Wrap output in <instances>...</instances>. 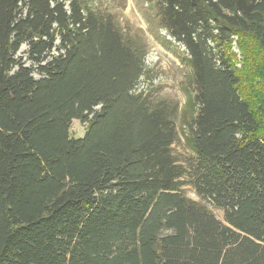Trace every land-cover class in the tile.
Returning a JSON list of instances; mask_svg holds the SVG:
<instances>
[{"label": "trees", "instance_id": "1", "mask_svg": "<svg viewBox=\"0 0 264 264\" xmlns=\"http://www.w3.org/2000/svg\"><path fill=\"white\" fill-rule=\"evenodd\" d=\"M150 1L191 70L181 136L110 12L0 0V264H264V0Z\"/></svg>", "mask_w": 264, "mask_h": 264}, {"label": "rangeland", "instance_id": "2", "mask_svg": "<svg viewBox=\"0 0 264 264\" xmlns=\"http://www.w3.org/2000/svg\"><path fill=\"white\" fill-rule=\"evenodd\" d=\"M88 2L89 7L97 11L110 12L118 22L124 33L135 43L145 44L147 54L145 56V72L139 78L135 86V92L147 91L152 95L164 99L171 105H176L178 108L177 117L175 119L181 136L182 129H184V121H187L189 115L194 111V105L189 102L186 106L188 99V91L192 90V79L190 67L188 66L185 57L187 55L185 47L174 41L169 34L159 27V22L153 17V3L150 0H82ZM68 8L69 1H65ZM158 35V36H157ZM165 36L166 39L172 40L177 47L164 44L157 37ZM160 39V38H159ZM239 39L237 36L232 37L230 43V52L233 53L235 64L241 67L243 64V56L240 50ZM58 43V41H56ZM212 51L218 55L213 42H209ZM28 45L23 43L15 54V58L29 68L35 69L36 65L32 64L27 55ZM52 53L56 54L57 51L53 50ZM177 53V54H176ZM218 57V56H216ZM258 65V73L255 80L263 86L264 79V66L261 65L260 60H256ZM249 64V63H248ZM247 64V66H248ZM262 68V70H261ZM253 70V72L255 71ZM36 78L40 76L37 70L32 72ZM85 132V123L77 119L72 121L70 134L74 137H81ZM174 151L180 155L187 152V149L180 142L174 145ZM185 193L197 199L195 193L188 186L184 188ZM217 217L221 218V211H216Z\"/></svg>", "mask_w": 264, "mask_h": 264}]
</instances>
